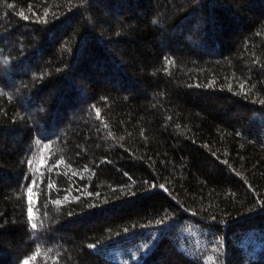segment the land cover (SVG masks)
<instances>
[{"label": "trees", "instance_id": "obj_1", "mask_svg": "<svg viewBox=\"0 0 264 264\" xmlns=\"http://www.w3.org/2000/svg\"><path fill=\"white\" fill-rule=\"evenodd\" d=\"M262 100L264 0H0V264H264Z\"/></svg>", "mask_w": 264, "mask_h": 264}, {"label": "snow or ice", "instance_id": "obj_2", "mask_svg": "<svg viewBox=\"0 0 264 264\" xmlns=\"http://www.w3.org/2000/svg\"><path fill=\"white\" fill-rule=\"evenodd\" d=\"M9 7H11V5H9ZM21 15L23 16L24 19H28L27 16H24V15H23V13H21ZM260 103H261V104H264V100H262ZM28 163H31V161H28ZM33 183H34V181H33ZM153 187H155V185H153ZM160 188H161V189H164V185L161 184V185H160ZM165 191H166V189H165ZM27 195H28V200H29L28 219H29V221H31V220L33 219V210H32V207H31L32 196H33L32 188H30V187L28 188ZM88 195H92V193H88ZM57 203H59V201H57ZM90 207H91V205H90ZM158 223H162V222H158ZM31 227H32L33 229H35V228L37 227V225H36L35 223H32V224H31ZM125 231H127V230H125ZM90 247H95V245H90ZM33 258H34V257H33ZM23 264H29V260L25 259V260L23 261ZM193 264H198V262L194 260V261H193Z\"/></svg>", "mask_w": 264, "mask_h": 264}, {"label": "rangeland", "instance_id": "obj_3", "mask_svg": "<svg viewBox=\"0 0 264 264\" xmlns=\"http://www.w3.org/2000/svg\"><path fill=\"white\" fill-rule=\"evenodd\" d=\"M26 69V68H25Z\"/></svg>", "mask_w": 264, "mask_h": 264}]
</instances>
